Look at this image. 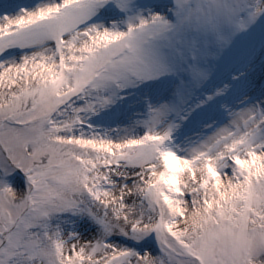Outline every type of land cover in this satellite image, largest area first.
Returning <instances> with one entry per match:
<instances>
[{"label":"snow or ice","instance_id":"6c2138e0","mask_svg":"<svg viewBox=\"0 0 264 264\" xmlns=\"http://www.w3.org/2000/svg\"><path fill=\"white\" fill-rule=\"evenodd\" d=\"M0 264H264V0H0Z\"/></svg>","mask_w":264,"mask_h":264}]
</instances>
